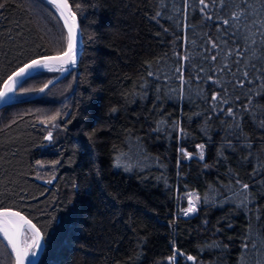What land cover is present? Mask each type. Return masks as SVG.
Here are the masks:
<instances>
[{"label": "trees", "instance_id": "16d2710c", "mask_svg": "<svg viewBox=\"0 0 264 264\" xmlns=\"http://www.w3.org/2000/svg\"><path fill=\"white\" fill-rule=\"evenodd\" d=\"M0 3L1 88L62 52L67 30L48 0ZM205 3L69 0L76 66L33 73L0 109V209L41 230L36 264H264V36L252 23L264 8ZM0 264H15L1 236Z\"/></svg>", "mask_w": 264, "mask_h": 264}, {"label": "snow or ice", "instance_id": "6c2138e0", "mask_svg": "<svg viewBox=\"0 0 264 264\" xmlns=\"http://www.w3.org/2000/svg\"><path fill=\"white\" fill-rule=\"evenodd\" d=\"M261 3V7L264 8V0H259ZM48 3L53 5L56 9V11L59 14V19L63 21V26L67 30V36H66V48L62 52H58L56 55L52 56H45L40 59H34L31 61V63L25 64L23 67H21L18 71L14 72L11 76L8 77V80L4 84V91L0 92V98H3L7 95L9 92H13L16 86H22L24 80L21 78H25L31 75L30 70L37 69L41 67L45 68H51L53 64H59L61 65L60 71H66V69L63 67V65L76 64L77 54H76V47H77V13L73 11L72 7L69 4V0H48ZM185 3H187V0H185ZM200 3L204 5V8L208 7V4L205 3V0H200ZM213 3H215V0H213ZM227 3V0H220V4L223 6ZM245 4H248V0H245ZM6 7V4L0 3V9H3ZM204 8L201 9V11H204ZM248 12H233L231 13V18L234 21H239L242 17V15H248ZM157 15H160V13H157ZM208 19H211V17H207ZM230 21L228 19L223 20V24L228 25ZM253 24H258L259 28L257 29L262 36H264V18L259 20H252ZM235 35V33H233ZM212 43V47H217V44L213 41H210ZM255 43V41H253ZM231 55V53H229ZM237 55L240 56L242 53L240 52V49H237ZM187 58V57H186ZM213 61L217 59V57L214 55L211 57ZM237 64L240 63L239 60L236 61ZM227 67V65H225ZM253 70H257L255 65H252ZM264 67V66H262ZM223 70V69H221ZM178 72L181 73V76L179 77L183 83V73L182 69H177ZM149 76H152L153 73L150 71L148 73ZM249 75L248 71H244L243 76L247 78ZM261 77H257V79H260ZM209 80L212 79L211 76L208 77ZM237 83L240 85V87L244 86V80H238ZM248 83L251 84L252 81L248 80ZM47 87V85H45ZM40 92L44 91V88L39 89ZM259 95V93H257ZM212 101H220L221 103H228V101L222 97H220L218 94H214L211 97ZM252 104V97H248V105ZM248 105H245L244 111L248 112L249 107ZM115 111V109L113 110ZM221 111H223L221 109ZM228 114L230 116L235 117V114L233 113L232 108L230 107L228 109ZM52 120H55L56 117H51ZM260 124L262 127H264V120L260 121ZM236 128H239V124L236 125ZM182 131V129H181ZM46 139L51 140L52 139V133L49 132ZM197 147L200 149L198 155L201 160L204 159V145H197ZM182 155L186 158H191V153H188L181 150ZM119 166V165H117ZM52 181L49 180L48 183H51ZM239 184V181H237ZM247 184L241 185L242 190L248 189ZM248 197L245 196V201H247ZM199 201V197H195L194 199H189L188 207L186 209H183V214L185 216H188L189 214L195 213L198 209L196 207V203ZM259 219V217H258ZM0 233L3 235V239L7 241V245L10 246L12 254L15 256V264H33V260L37 256V250L42 251L46 245V241L42 243L43 237L41 234V230L37 227L36 224L32 222L31 219H28L26 216L22 215L19 211H11L8 209H5L3 211H0ZM245 248H247V244L244 245ZM183 253H180L178 250L174 251L173 256L169 258L170 261H175L177 256H183ZM187 259L190 261L195 262L196 257L194 256H187Z\"/></svg>", "mask_w": 264, "mask_h": 264}, {"label": "water", "instance_id": "95a60500", "mask_svg": "<svg viewBox=\"0 0 264 264\" xmlns=\"http://www.w3.org/2000/svg\"><path fill=\"white\" fill-rule=\"evenodd\" d=\"M77 24H78V29H77L78 35H77V47H76V54H77L76 64H77V61H78V59H79V55H80V53H81V35H80V27H79V22H78V20H77ZM48 56H52V55H48ZM42 57H45V56H41V57H38V58H35V59H40V58H42ZM33 60H34V59H33ZM31 61H32V60H31ZM31 61L27 62L26 64L31 63ZM76 64H75V65H71V64L63 65V67L66 69V71H63V72L61 71V74H60L59 77H62L63 75H65L69 70H71L72 68H74V67L76 66ZM24 65H25V64H24ZM24 65H23V66H24ZM23 66H21V67H23ZM21 67H20V68H21ZM60 67H61V65H59V64H53L51 68L41 67V68H37V69H32V70H30V72H31V75H32L33 73H35V72H37V71H39V70H43V69H53V68H59V69H60ZM20 68H18L16 71H18ZM16 71H14V72H16ZM14 72H13V73H14ZM13 73H12V74H13ZM12 74H10L9 76H11ZM31 75H30V76H31ZM9 76H8V77H9ZM8 77H7V79L3 82V84H2V86H1V88H0V92L4 91V84H5V82L8 80ZM28 77H29V76H28ZM28 77L21 78V79L25 80V79L28 78ZM18 87H19V85L15 87V89L13 90V92H9V93H7V95H6L5 97L0 98V109H2L4 106H6V105H8V104H10V103L13 102V100H9V99L11 98V96L14 95V93L16 92V90L18 89ZM5 209H8V208H1L0 211H3V210H5ZM8 210L16 211V210H13V209H8ZM21 214H22V213H21ZM22 215H23V214H22ZM42 237H43V236H42ZM42 243H43V240H42ZM41 252H42V251L37 250V256H36L35 259L33 260V264H36V263H37L38 258H39V256H40ZM13 256H14V254H13ZM14 260H15V256H14Z\"/></svg>", "mask_w": 264, "mask_h": 264}, {"label": "rangeland", "instance_id": "374dc122", "mask_svg": "<svg viewBox=\"0 0 264 264\" xmlns=\"http://www.w3.org/2000/svg\"><path fill=\"white\" fill-rule=\"evenodd\" d=\"M18 98H21V94L20 95H15V93H14V95L12 96V99L11 100L14 101V100H17Z\"/></svg>", "mask_w": 264, "mask_h": 264}, {"label": "bare ground", "instance_id": "6f19581e", "mask_svg": "<svg viewBox=\"0 0 264 264\" xmlns=\"http://www.w3.org/2000/svg\"><path fill=\"white\" fill-rule=\"evenodd\" d=\"M11 99H12V96H11V98L9 100H11ZM0 236L3 237L2 233H0ZM26 264H27V261H26Z\"/></svg>", "mask_w": 264, "mask_h": 264}]
</instances>
